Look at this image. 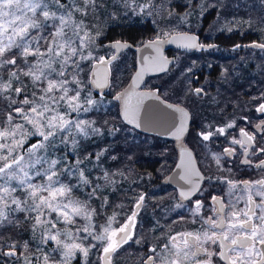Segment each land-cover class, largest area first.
<instances>
[{
  "label": "snow or ice",
  "instance_id": "snow-or-ice-1",
  "mask_svg": "<svg viewBox=\"0 0 264 264\" xmlns=\"http://www.w3.org/2000/svg\"><path fill=\"white\" fill-rule=\"evenodd\" d=\"M172 2L0 0V264H5V257L13 258L12 264H68L78 252L87 258L92 251L98 253L94 264H118L117 258L126 252V248L133 244L145 247L147 238L140 235L138 228L141 210L148 200L146 192L134 193L132 197L125 193L131 201L130 213L124 216L114 211L97 225L93 221L101 209L106 211L105 206L110 201L104 197L99 208H92L89 203L97 191L107 190L109 186L115 189L118 186L115 177L129 179L135 171L131 168L135 154L126 155L123 159L127 165L112 171L103 165L106 160L121 161L116 145L108 144L94 152L85 149L80 158L81 140L95 142L105 136L115 138L120 132L133 129L149 132L166 124V133L182 141L186 133L190 134L191 107H203L206 101L209 106L219 109V116H213L215 124L209 121L198 126L195 138L205 147L207 144L204 142L213 138H222L224 143L219 151L205 153L204 158L209 160L206 169L198 167L202 163L199 154L194 156L193 151L182 144L180 162L175 166V175L169 178L177 188L157 201L163 207L167 201L179 197L168 211L188 208L191 223L199 222L200 228L174 232L177 225L189 223L180 212H176L178 219L168 224L166 231L159 220H155L150 231H160L161 236H153L156 242L136 258L135 264H264V176L237 182L230 178L232 167H227L230 162L235 167L238 159L241 165L254 166L264 173V159H261L264 157V87L261 86L264 79L247 81L249 89L255 86L259 90L242 105L239 95L232 90L236 107H254L255 113L259 114L255 123L248 113L240 117L233 115L229 120L222 119L227 108L233 106V100L227 96L229 86L234 83L230 67L223 68L220 73L225 92L217 90L216 96L208 92L207 81L199 82L195 77V61L178 76H169L163 84L138 91L146 72L167 74L172 63L160 54V49L169 42L166 37L172 35L174 29L168 32L160 29L143 44L144 49H152L157 55L142 57L141 67L132 77L129 87L112 97L120 102L117 118L101 122L71 116L72 113L98 110L103 100L92 97V88L119 86V77L113 74V61L118 59L117 56L106 58L93 54L98 38L104 35L100 26L103 16L114 19L122 10L124 16L153 17L157 25L161 22L171 24L173 19L182 25L188 23V16L198 13L205 17L209 7L216 8L207 0H184L182 6L187 11L178 15L172 8ZM166 4L169 10L165 14ZM109 5L114 11H109ZM221 16L222 13H216L210 28L221 24ZM245 25L247 31L260 33V38L248 44L236 43L232 50L259 49L264 54V16L247 20L225 19L218 31L235 34ZM33 30H36L35 34ZM45 32L47 35L41 34ZM177 39L182 42L179 46L187 49L214 47L200 43L197 35L188 32H180ZM41 40L43 44L39 43ZM107 47L120 51L130 45L116 40L110 41ZM243 60L242 57L241 62ZM83 62L91 64L90 81L81 77ZM258 67L264 74V64ZM221 100L225 105L223 108L220 107ZM151 101L155 103H146ZM117 119L121 126H117ZM241 123L245 126L241 127ZM30 138H35V142ZM123 139L128 146L127 151L136 146L129 144L127 137ZM57 141L65 146V151L70 150L77 156L75 163H65L67 156L49 160L47 156L39 155L41 151L48 153L50 149H56ZM254 159L258 161L255 164ZM87 163L100 170L95 181L89 178L91 172L84 167ZM212 164L217 174H209ZM72 176L77 177L76 184L62 179ZM33 177L41 182H34ZM213 180L226 184L229 192L242 186L246 197L242 194L226 203L222 197L203 187L209 184L211 188ZM82 185H93L87 200H80L74 194ZM128 191H132L131 185ZM241 200L244 201L242 208L238 207ZM206 205L210 213L207 215L203 214ZM116 207L123 212L126 205ZM13 212L20 216L12 217L10 214ZM77 218L85 222L82 227L77 226ZM61 224L63 230L58 227ZM6 232L12 234L6 236ZM22 232H30V238L16 239ZM48 241H55L57 249L53 251L58 250L61 259L57 260L48 252L37 255ZM33 243H36V252L32 250Z\"/></svg>",
  "mask_w": 264,
  "mask_h": 264
},
{
  "label": "flooded vegetation",
  "instance_id": "flooded-vegetation-1",
  "mask_svg": "<svg viewBox=\"0 0 264 264\" xmlns=\"http://www.w3.org/2000/svg\"><path fill=\"white\" fill-rule=\"evenodd\" d=\"M207 24H209V22H204V25H201L199 28L195 30L189 29L182 31L193 33L198 36L200 43L204 45L211 44L214 45V47L212 48L205 47L203 50L185 49L178 46L167 47L163 49L162 51L163 56L172 62L169 65V70L167 73L169 74V76H173V77L178 76L180 71H183L188 67H191L193 61H195L196 67L193 69L195 77L199 78V82L207 81L208 92L211 94V96H216L217 90H219L221 93L225 92V87L221 86L220 73L223 68L230 67L232 69V76L234 78V83H232L229 86L227 96L233 100V106L227 108V111L225 112L222 119L229 120L233 118V115H235L236 117H240L245 113H248L251 115L254 123L258 122L256 120V117L259 116V114L255 113L254 107L253 108H249L247 106H244L242 108L236 107L237 101L235 100V97L232 96V90H234L235 93L239 95V103L241 105L243 104V101L248 100L250 96L257 94L259 89L255 86L252 89H249L247 81L255 80L256 82H259L262 79H264V74L260 73L258 67L259 65L264 64V54H262L259 51V49L242 48L233 51L232 46L236 43H240V44L251 43L254 40H258L261 34L258 32H250V31L241 32V33L236 32L235 34H229L227 32H224L223 34H221V32L218 31L220 27H217L216 30L211 31L212 29L210 27L208 28ZM132 30H135V27L132 26V24L109 25L106 29L107 31L106 36L108 38L107 40L102 42V44L106 48L111 50V53L109 55L103 54L100 56H104L108 58L115 53L114 48L107 47L110 41L120 40L129 43L130 47L124 48L116 56L117 58H119L120 55L125 51L127 50L132 51L133 52L132 72H133L135 70V64H136L135 47L140 45L141 43L135 44L134 41L130 40V38L127 37L128 35L131 36L133 32ZM182 31H178V32H182ZM242 57L244 58L243 62H241ZM89 74H90V69H89ZM164 74L165 73L163 72H156L150 76L145 77L144 81L148 78L158 79L160 76ZM237 76L239 77V79H235V77ZM129 78L127 79L125 84L128 82ZM143 83L139 87L140 89H151L153 88V86L159 85V83L155 82L152 84L151 88L148 87L145 88L142 87ZM123 86L120 87V89L123 88ZM261 86L264 87V85ZM242 87L244 90L243 93H242ZM108 89L103 93L102 95L103 97L107 96L106 94ZM115 93L111 94V99ZM94 94L98 95L97 93ZM217 99H220V97H217ZM112 101L116 104L117 112H118L117 102L114 101L113 99ZM220 107L221 108L225 107L223 100H221ZM213 116H219V109L215 108L214 105L209 106L207 101L205 102V105L203 107H201L200 105L192 106L190 110V118H189L190 134L186 133L182 141L176 140L171 135L170 137H166V136H161L160 134L157 133L149 134L136 129L132 130L134 134L139 135L141 137L150 138L152 141L151 156L138 157V159L140 158L141 159L139 161L138 159L135 161L137 165L141 166V168H139L140 169L139 173L143 172V176H140V181H139L140 184H137L140 185V187L137 188L139 190V188L143 186L144 188H141V190L146 192L147 195L149 191L150 200H151V204H150L151 208H144L141 210L140 218H139L140 226L138 228L140 235L146 237L148 243L145 247H141L139 245L133 244L131 248H126V252H122L120 256L117 258L118 264H135L136 258L142 252H146L147 248L150 247L152 243L156 242L154 241L153 236H161V232L156 231L153 233L152 231H150V229L152 228L155 220L157 219L159 220L160 224L164 226V230L166 231L167 225L172 223L173 220L178 219V217L176 216V212H180L182 215L185 216L186 219H188L189 223L184 225H177L174 229V232L195 231L200 228L199 222L195 224L191 223L192 218L189 215L188 208L176 209L175 212L168 211V209L171 208L177 202L179 197H177L176 200L167 201L163 207H160L157 204V201L159 197L166 196L169 193H173L174 190L177 188V185L174 182H169V178L175 175L176 172L175 166L179 158L178 151L181 149L182 144L184 146H187L190 150H192L194 156L196 154H199L202 163H200L198 167L205 169L209 165V160L204 158L205 153L209 152L210 154V152L220 150V146L224 143L222 138L220 139L213 138L209 142H204L205 144H207V147H205L204 144L200 143L195 138V132L198 130V126H200L202 123H207L209 121H211L213 124L216 123V121L213 120ZM117 121H119V119H117ZM240 126L244 127L245 124L241 123ZM128 128H132V127L128 126ZM161 132L162 134H167L164 129L161 130ZM234 134L235 133H233V135ZM231 159H235V158H231ZM261 159H264V157H261ZM257 162L258 161H255L254 159V164ZM227 167H232L230 178L237 182L243 180H250V181L257 180L260 179L262 176H264V173H262L260 169L255 168L254 166L249 168L247 166L241 165L238 159L236 160L235 167L232 166L231 162L227 165ZM149 173L151 174L150 176L148 175ZM209 174H217L214 164L211 165V173ZM225 175H229V174L225 173ZM203 187L206 190H210L213 195L222 197L226 203L229 200H233V201L236 200L242 194H244L246 197V194L242 193L241 190L242 186L232 190V192H229L228 186L226 184L223 185L218 184L215 180H213L211 188H209V184H204ZM205 196L207 197V191L205 192ZM185 204H187V201H185ZM243 206H244V201L241 200L238 204V207L242 208ZM189 207L191 206L189 205ZM123 213L125 216L127 211ZM129 213L130 211L127 214ZM153 213H155V216L153 215ZM203 214L205 215L210 214L207 205L204 209ZM160 242L162 243L163 241L161 240ZM127 253H132L134 255L128 256ZM93 255L94 257L93 259L90 260V264H94V262L97 259L98 253L95 252ZM87 261L88 258L86 262ZM72 264H80V263L75 261Z\"/></svg>",
  "mask_w": 264,
  "mask_h": 264
},
{
  "label": "rangeland",
  "instance_id": "rangeland-1",
  "mask_svg": "<svg viewBox=\"0 0 264 264\" xmlns=\"http://www.w3.org/2000/svg\"><path fill=\"white\" fill-rule=\"evenodd\" d=\"M184 3V0H173L172 2V8L174 11L177 12L178 15H183L187 9L184 8L182 5ZM207 3L209 5H216L215 10H213L211 7L208 8V11L205 13V17L199 16L197 13L196 15H191L188 16V23L178 25V21L176 19L172 20L171 24H167L165 22H161L159 25L153 22V17H146V16H124L122 10L120 16L116 18H110L107 16H103L101 18V27L103 28L104 35L98 38V46L94 49V56H100V55H109L111 53V50L106 48L102 42L107 40V27L112 24H132V26L135 27L136 30H139V38L134 41L135 44L143 43L146 41V39L153 38L156 33L160 30L163 29L165 32H168L170 29H174V32L182 31V30H195L199 28L201 25H204V22H209L207 24V27L209 28L212 24L213 21L216 19V13L220 12L222 13L221 16V24L224 23L225 19H233L235 18L236 20H247L249 17L252 19H256L259 16H264V3H262V0H220L218 3V0H207ZM169 10V5H165V14ZM109 11H114V9L109 5ZM19 14V13H18ZM158 19V18H157ZM221 24H217L215 27H212L211 31L216 30L217 27H221ZM231 26V25H229ZM36 30H33V34H35ZM247 31V25L244 26L243 29H241L239 32H246ZM42 35H47V33H41ZM40 44H43L44 41L41 40L39 42ZM132 60H133V52L130 50L125 51L120 55V57L113 62V69H114V75L119 77V86L118 87H112L109 88L107 91V96H99L92 92V97L94 99H101L103 100V103L99 106L98 110L93 109L89 113H72L71 116L72 118H80V119H88V120H98V121H103L104 119L112 120L114 118H117V106L116 104L112 101L111 99V94L117 92L120 87H122L127 79L129 78L133 68H132ZM91 64L88 62H83V67L84 71L81 73V77L88 81V74H89V69H90ZM118 70V71H116ZM87 74V75H85ZM6 75V73H5ZM169 79V74L165 73L164 75L160 76L158 79H152L148 78L144 81L142 87L145 88H151L153 83H159V85L163 84L166 80ZM99 126V125H97ZM117 126H121L120 122L117 121ZM124 137L128 138L129 144L136 145L135 147L131 148V151H127V145L124 143ZM32 139V142H35V138H30ZM149 139V140H148ZM150 138H145L141 137L139 135L134 134L132 131H122L120 132L117 137L113 138L110 136H105L103 137L102 140H96L95 142H88V141H83L81 140V156L82 158L85 149L88 152H94L97 151L99 148L106 147L108 144H115L116 145V153L119 154L121 157L120 162H113L111 160H106L103 168L109 169L112 171H115L117 168H121L124 165H127V161L124 160L123 158L126 155H132L135 154V161L138 159V157H150L152 154V143H151ZM69 145V149H70ZM39 155L42 156H47L49 160L52 158H56L59 156H67V160L65 163L73 164L75 163L77 156L73 154L70 150L65 151V146L63 144H60L59 141H57V146L56 149L52 150L50 149L48 153H45L41 151ZM141 159V158H140ZM138 159V161L140 160ZM94 162V161H93ZM137 163H132L131 168L134 169V173L129 177L128 180H122L119 176L115 177L117 180V187L113 189L112 186H109L107 190L101 189L96 192V194L92 197L91 201L89 203L91 204L92 208H99L101 200L104 197H107L108 200L110 201L109 205H106V211L104 209H101L100 215H98L95 220L93 221L94 225L97 224H102L104 220L106 219L107 216H110L113 214V212L120 213L121 215H124L123 212L127 211V213L130 211L131 207V201L125 197V193H127V197H132L134 193H138L141 190V188H144L143 186L140 187V176H143V172H140L141 166L137 165ZM64 165L61 164V167ZM44 167H47V164L44 165ZM88 170H90L91 175L90 179L95 181L96 178L100 175V170L94 169L92 163H87L84 165ZM39 169V166H37ZM127 175V173H126ZM34 182L40 183L41 181L39 179H36L33 177ZM64 182L66 183H71V184H76L77 183V177L72 176V177H63L62 178ZM132 181H135V183H132ZM100 183H103V181H100ZM13 186H15L16 182H12ZM131 185L132 191H128L129 187ZM144 185V184H141ZM93 189V185H82L78 189L75 190V196L79 198L80 200H87L88 199V193H90ZM119 204H124L126 205V208L123 212L116 206ZM151 200H150V195L148 191V200L146 201V207L145 208H151L150 206ZM126 213V215H127ZM12 217H17L20 216L19 213H11L10 214ZM125 215V216H126ZM121 223L123 222L122 220L120 221ZM84 221L80 218H77V226L82 227L84 225ZM61 230H63V225H58ZM73 230H75V226H73ZM11 232H6L5 235H11ZM31 236V233H21L20 236L15 237L16 239H29ZM38 243V241L36 242ZM36 243H33L31 245L33 252H36ZM86 244L88 242H85ZM54 249H57V245L55 241H48L47 243L43 244L41 246V251L37 253V255H43L44 252H48L51 256L56 257L57 260L61 259L60 252L53 251ZM96 251H92L89 253L88 261L86 262L87 258L83 256L81 253H77L74 255L71 260L68 262V264H72L73 262H78L80 264H90V260L93 259L94 253ZM12 259L13 258H4L5 264H12Z\"/></svg>",
  "mask_w": 264,
  "mask_h": 264
},
{
  "label": "water",
  "instance_id": "water-1",
  "mask_svg": "<svg viewBox=\"0 0 264 264\" xmlns=\"http://www.w3.org/2000/svg\"><path fill=\"white\" fill-rule=\"evenodd\" d=\"M183 32V31H182ZM180 32H174L172 35H168L167 37H166V39L169 41V42H167V43H164L162 46H161V49H160V54L161 55H163V53H162V51H163V49H165V48H167V47H180L179 45L182 43L179 39H177V35L179 34ZM188 33H190V32H188ZM190 34H193V33H190ZM149 39H147L145 42H143L142 44H140V45H138V46H136L135 47V50H136V57H135V61H136V64H135V70L132 72V74H131V76H130V78H129V80H128V82L123 86V88H121L120 90H118L117 92H120V91H123L124 89H126V88H128L129 87V85L131 84V82H132V77L133 76H135V74H136V72L140 69V67H141V58L142 57H144V56H156L157 55V53L154 51V50H152V49H144L143 48V44H145V43H147V41H148ZM123 42V41H122ZM126 43V42H125ZM127 44H129V43H127ZM130 45V44H129ZM181 48H183V47H181ZM124 49V48H123ZM123 49H121L120 51H122ZM185 49H187V48H185ZM120 51H116L115 50V53L113 54V55H117ZM112 55V56H113ZM111 57V56H110ZM110 57H108V58H110ZM154 73H156L155 71H148V72H146L145 73V75H144V77H143V81H144V79H145V77H147V76H150V75H152V74H154ZM90 79H91V68H90V74H89V76H88V81H90ZM143 81H141V84L143 83ZM108 88H104V89H97V88H92V91L94 92V93H97L98 95H100L101 96V94L103 95V93L107 90ZM147 90H149V89H140V88H138V91H147ZM116 92V93H117ZM116 93L114 94V95H116ZM113 95V96H114ZM112 96V97H113ZM117 102V104H118V111H119V104H120V102H118V101H116ZM146 103H155L154 101H151V102H146ZM128 126H131V125H128ZM132 127V126H131ZM159 127V128H158ZM165 130L166 129V125L164 124H161V125H159V126H157V127H155L154 129H152L151 131H149V132H145V131H143L142 129H136V130H139V131H142V132H145V133H149V134H151V133H157V134H160L161 136H166V137H170V135H168V134H162V132H161V130ZM159 130H160V132H159ZM175 138V137H174ZM176 139V138H175ZM177 140V139H176ZM179 150V149H178ZM178 154H179V158H178V162L177 163H179L180 162V150L178 151Z\"/></svg>",
  "mask_w": 264,
  "mask_h": 264
},
{
  "label": "trees",
  "instance_id": "trees-1",
  "mask_svg": "<svg viewBox=\"0 0 264 264\" xmlns=\"http://www.w3.org/2000/svg\"><path fill=\"white\" fill-rule=\"evenodd\" d=\"M133 32H132V34H131V36H127L128 38H130V40H132V41H136V39H138L140 36H139V30H132ZM138 37V38H137Z\"/></svg>",
  "mask_w": 264,
  "mask_h": 264
}]
</instances>
